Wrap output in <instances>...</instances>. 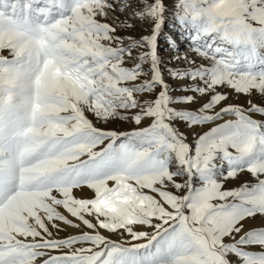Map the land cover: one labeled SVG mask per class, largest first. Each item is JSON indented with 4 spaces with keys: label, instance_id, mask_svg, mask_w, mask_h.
I'll list each match as a JSON object with an SVG mask.
<instances>
[{
    "label": "snow or ice",
    "instance_id": "snow-or-ice-1",
    "mask_svg": "<svg viewBox=\"0 0 264 264\" xmlns=\"http://www.w3.org/2000/svg\"><path fill=\"white\" fill-rule=\"evenodd\" d=\"M0 264H264V0H0Z\"/></svg>",
    "mask_w": 264,
    "mask_h": 264
}]
</instances>
